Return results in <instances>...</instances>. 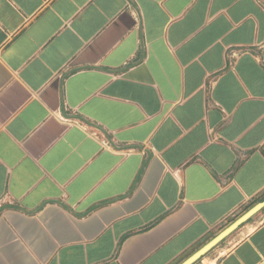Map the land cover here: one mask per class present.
<instances>
[{
  "label": "crops",
  "instance_id": "0c3cea01",
  "mask_svg": "<svg viewBox=\"0 0 264 264\" xmlns=\"http://www.w3.org/2000/svg\"><path fill=\"white\" fill-rule=\"evenodd\" d=\"M0 264H264V0H0Z\"/></svg>",
  "mask_w": 264,
  "mask_h": 264
}]
</instances>
